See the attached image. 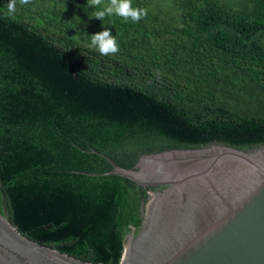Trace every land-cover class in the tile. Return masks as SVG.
<instances>
[{
    "label": "trees",
    "instance_id": "trees-1",
    "mask_svg": "<svg viewBox=\"0 0 264 264\" xmlns=\"http://www.w3.org/2000/svg\"><path fill=\"white\" fill-rule=\"evenodd\" d=\"M8 2L0 0V212L20 236L118 264L139 190L73 173L110 169L87 151L126 168L168 149L264 145V0H131L147 10L138 22L90 19L97 9L87 0H31L14 16ZM105 28L115 54L90 47Z\"/></svg>",
    "mask_w": 264,
    "mask_h": 264
},
{
    "label": "water",
    "instance_id": "water-1",
    "mask_svg": "<svg viewBox=\"0 0 264 264\" xmlns=\"http://www.w3.org/2000/svg\"><path fill=\"white\" fill-rule=\"evenodd\" d=\"M138 192L118 264H264V145L220 143L140 154L126 168L94 150ZM0 212V264H90L12 233Z\"/></svg>",
    "mask_w": 264,
    "mask_h": 264
},
{
    "label": "clouds",
    "instance_id": "clouds-1",
    "mask_svg": "<svg viewBox=\"0 0 264 264\" xmlns=\"http://www.w3.org/2000/svg\"><path fill=\"white\" fill-rule=\"evenodd\" d=\"M30 3L31 0H9L6 5V15L14 16L17 12L18 4L20 6H26ZM87 6L97 9L89 18H96L102 21L106 16L115 15L123 18L125 22L129 18L133 22H138L147 15L146 9L133 8L131 0H108L107 4H103V0H87ZM90 47H94L100 55L115 54L119 51L115 36L107 28L90 35Z\"/></svg>",
    "mask_w": 264,
    "mask_h": 264
},
{
    "label": "bare ground",
    "instance_id": "bare-ground-1",
    "mask_svg": "<svg viewBox=\"0 0 264 264\" xmlns=\"http://www.w3.org/2000/svg\"><path fill=\"white\" fill-rule=\"evenodd\" d=\"M1 219H2V218H1ZM2 220L4 221V223L6 224V226L9 228V230H10L12 233H15L14 230H12V229L9 227V225L7 224V222H6L4 219H2ZM129 240H130V236L126 239L125 246H126L127 243L129 242Z\"/></svg>",
    "mask_w": 264,
    "mask_h": 264
}]
</instances>
